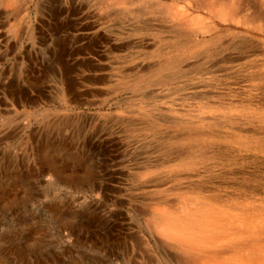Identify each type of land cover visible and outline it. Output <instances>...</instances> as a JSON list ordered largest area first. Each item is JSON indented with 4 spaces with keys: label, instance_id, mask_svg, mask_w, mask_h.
I'll list each match as a JSON object with an SVG mask.
<instances>
[{
    "label": "rangeland",
    "instance_id": "rangeland-1",
    "mask_svg": "<svg viewBox=\"0 0 264 264\" xmlns=\"http://www.w3.org/2000/svg\"><path fill=\"white\" fill-rule=\"evenodd\" d=\"M213 4L0 0V264H264V0Z\"/></svg>",
    "mask_w": 264,
    "mask_h": 264
},
{
    "label": "bare ground",
    "instance_id": "bare-ground-1",
    "mask_svg": "<svg viewBox=\"0 0 264 264\" xmlns=\"http://www.w3.org/2000/svg\"><path fill=\"white\" fill-rule=\"evenodd\" d=\"M225 1V0H224ZM208 3L211 5L212 3H214L215 5H222V0H214V1H212V0H208ZM228 3V2H227ZM207 4V2L205 3V5ZM213 4V5H214ZM224 4V3H223ZM204 5V4H203ZM230 5V4H229ZM238 6V5H237ZM212 7V6H211ZM232 11V10H231ZM170 206V205H169ZM197 214V213H196ZM198 215V214H197ZM196 216V215H195ZM184 217V216H183ZM190 217V216H189ZM197 217V216H196ZM174 219V218H173ZM202 219V218H201ZM163 220V219H162ZM165 220V219H164ZM203 220V219H202ZM152 221V220H151ZM190 221H191V219H190ZM198 222V221H197ZM200 222V221H199ZM169 223H171L170 221H169ZM149 225V224H148ZM172 225V224H171ZM150 226V225H149ZM190 226V225H189ZM157 228H159L158 226H157ZM193 228V227H192ZM152 229V228H151ZM153 230V229H152ZM160 230H164V229H162L161 227H160ZM192 234V233H191ZM194 237V236H193ZM202 239V238H201ZM190 245V244H189ZM192 246V245H191ZM193 247V246H192ZM252 248V247H251ZM180 249V248H179ZM185 260V259H184ZM195 260L196 259H190L189 258V260L188 261H186V264H194L195 263ZM185 263V262H184Z\"/></svg>",
    "mask_w": 264,
    "mask_h": 264
}]
</instances>
